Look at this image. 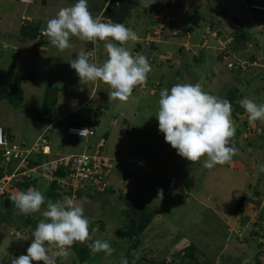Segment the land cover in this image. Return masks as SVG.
<instances>
[{"label":"rangeland","instance_id":"374dc122","mask_svg":"<svg viewBox=\"0 0 264 264\" xmlns=\"http://www.w3.org/2000/svg\"><path fill=\"white\" fill-rule=\"evenodd\" d=\"M102 1L88 0L94 17L100 16L97 6ZM147 1L151 2L139 0L123 24L139 36L138 41L125 46L133 55H145L151 71L144 84L135 86L132 95L120 101L109 100L110 88L102 81L80 83L70 67L69 61L81 50L90 54V62L102 64L107 59L104 42L92 44L73 37L72 47L61 52L45 35L39 34V40L21 35L22 25L29 20L41 33L48 19L76 0H0V90L10 92L15 86L23 94L17 105L0 101V126L9 129L10 140L3 129L4 137L9 147L30 148L38 135H48L52 153H33L48 168L52 159L88 151L87 144L94 150L104 139L109 189L88 187L81 198L66 196L83 203L89 228L95 223L89 229L91 240L107 241L113 248L111 255L100 252L87 264H126L132 255L133 264H146L149 258L161 259L189 243L197 245L195 254L208 264H255L259 250V258L264 260V121L243 128L248 114L245 110L238 113L232 119L236 154L231 165L208 169L203 166L206 157L192 164L165 142L155 114L160 90L176 83H199L205 92L222 99L234 89L236 101L247 97L264 103V65L259 55L264 49V26L248 10L250 1L264 4V0H173L180 4L176 13H155L162 0H155L154 8L145 7ZM240 27L253 39L231 49L233 33ZM252 55L255 61L250 60ZM75 106L79 108L74 114L57 119ZM46 107L52 109L51 119L45 116ZM71 117L88 122L96 135H69L66 130ZM32 172L36 190L47 200L48 174L41 175L42 168ZM13 188L9 194L17 192ZM119 193L155 210L142 235L128 238L119 234L128 223L127 206ZM241 196L245 202L237 211ZM2 202L0 195V211ZM15 213L0 214V264H11L13 258L26 255L30 246L4 226ZM98 223H103V230ZM228 239L233 243H226ZM72 255L69 252L68 258ZM64 261L58 257L56 264Z\"/></svg>","mask_w":264,"mask_h":264},{"label":"clouds","instance_id":"9594fccd","mask_svg":"<svg viewBox=\"0 0 264 264\" xmlns=\"http://www.w3.org/2000/svg\"><path fill=\"white\" fill-rule=\"evenodd\" d=\"M154 2L151 0L145 7ZM43 34L61 52L72 47L70 41L73 37L92 44L104 42L107 59L102 64L90 62V54L83 50L69 63L80 83L102 81L107 84L110 88L109 100L126 101L135 86L146 82L151 71V64L145 55H133L125 46L129 41L139 40L137 32L123 23L105 22L100 16L94 17L88 8V0H76L74 4L60 8L54 17L47 20ZM239 104L248 114L250 124L264 121V103L245 97ZM232 112L229 100L205 92L199 83H176L170 89L160 90L155 116L165 142L176 149L178 155L192 164L206 157L203 166L211 169L217 164L228 163L236 154L232 146L236 134ZM47 146L44 154L50 152ZM46 171L50 176V170L46 168ZM90 189L95 190V187ZM158 194L162 197V190H158ZM9 199L17 214L24 216L41 213L46 204L41 213L43 219L35 230L30 235L20 236V239L31 240L27 254L13 258L11 264H32L33 261L56 264L58 257L69 255V249L75 243L87 244L93 255L100 252L111 255L113 252L107 241L96 239L89 242L90 221L81 201L64 197L53 202L46 200L42 191L35 188L17 191Z\"/></svg>","mask_w":264,"mask_h":264},{"label":"trees","instance_id":"16d2710c","mask_svg":"<svg viewBox=\"0 0 264 264\" xmlns=\"http://www.w3.org/2000/svg\"><path fill=\"white\" fill-rule=\"evenodd\" d=\"M147 3H151L149 1H147ZM251 3H256L259 5H263L262 3H258V2H254V1H250L249 5ZM139 4V0H103L102 3L100 2L97 6V9L100 13V16L102 19H105L106 21H112V22H119V23H123L124 21H126V19L131 15V11L132 9H134L137 5ZM157 6V3H152L151 5H149L151 8H154V6ZM180 6L179 3L175 4L173 0H162V5L156 7L155 13H160L162 11H170L173 13L178 12V7ZM250 11L251 14H253V16L256 18L258 23L263 24L264 26V10H258V9H253L250 8L248 9ZM241 32H240V31ZM39 28L32 23V21H28V23H25L22 25V31H21V35L24 38H30V39H37L39 40ZM42 34H40L41 36ZM233 38H234V43L233 46L231 47V49H236L238 46H242L245 45L247 43V41L253 39L252 35L250 33H248L246 31L245 28L240 27L235 33H233ZM89 43V42H88ZM261 55V59H262V64L264 65V49L262 52H260ZM220 57V56H219ZM255 56H251L250 60L251 61H255ZM25 82V80H23ZM236 96L235 94V90L231 89L227 92V100L232 101L231 103H233L235 105V110L232 112L233 117L232 119H235L237 117L238 113H242L244 111V109L240 106L239 101H236V99L234 98ZM23 97L22 91L21 90H16V87H12L10 92H6L5 90H0V101L3 99H6L9 101L10 104L12 105H17L20 103L21 99ZM235 99V100H234ZM46 104V101L44 102ZM49 106V105H48ZM46 111H44V113H46L47 115H45L47 118L51 119L52 118V109L49 107H46L45 109ZM73 121H71L72 123ZM88 123V122H86ZM249 124V121H245L243 125V128H245V126H247ZM88 126L89 123H88ZM91 127V126H90ZM94 129V135H96V130L94 127H91ZM5 130V137H7V140H10V133H9V129L4 127L3 128ZM42 137L45 139L44 144L46 145H51V141H50V137L48 135H42ZM7 141V142H8ZM105 143V141H104ZM104 143L102 146H100V152L101 154H103L104 150ZM97 145V144H96ZM12 146V145H11ZM10 146V147H11ZM18 146V145H17ZM5 147H9L8 143L7 145L4 146H0V178L2 176H4L6 173L7 175L13 173L17 166L18 163L20 161V158H13L12 156H10L8 159H5L4 156V151H5ZM19 147V146H18ZM20 149H22L23 147H19ZM87 148L88 151L85 152H89L92 151L91 150V144H87ZM24 149V148H23ZM40 153L43 155H47L44 154L41 151H33L31 152L29 155H27L25 162L23 165H20L17 169L16 174H14V176L11 178L10 184L9 186L6 188V190H3L0 195L3 198V211H0V214L2 215L3 213H11L14 211H17V209L15 208L14 204L11 202V200L9 199L10 196L12 194H9V190L10 188L13 186L14 188L16 187L18 190L20 191H26L28 188H35L38 186L37 185V179L33 174V170H39V168H43L42 167V163L40 164V162H38L34 157H33V153ZM84 152V151H83ZM82 153V152H81ZM76 154H80V153H76ZM71 155V154H70ZM65 157V156H63ZM104 164V169H105V179L107 178L108 175V165L106 163V160H103ZM229 165H231L228 162ZM9 166V167H8ZM14 169V170H13ZM13 170V171H12ZM70 168L69 165H65V164H54L51 166L50 168V177L47 181V187L44 188L45 189V194L47 196V200L51 199L53 202H55L56 200H60L63 199L66 196H70L72 194L75 193V197L76 198H81L83 196V192L84 190L88 189V187H80L77 190H73V188L67 184L61 185L59 184V182L57 181V179H65L68 176V172H69ZM10 171V172H9ZM42 175V173H41ZM97 188H95V190H97ZM100 189V188H99ZM109 186H105L100 190H108ZM258 194V193H256ZM121 195V199H123L126 203L127 209L125 212H127V219H128V223L126 224L125 228L123 227L122 230H120V235L123 237H131V234L134 235H139V234H143L148 228V225L151 223V220L155 214V210L151 209L149 207H147L146 205L133 200L132 197H130L128 194L123 193L120 194ZM245 197L241 196L239 202H238V209L243 207V202H245ZM253 206L254 209L258 206L256 204ZM260 202H258L259 204ZM131 204V205H129ZM46 207V204L44 205ZM245 210V209H243ZM239 211L242 213V211ZM10 211V212H9ZM42 213V212H41ZM41 213H37V217L35 218L33 214L24 216V215H20L15 213V215H12L11 219L7 221V224L4 225L5 228H8L9 231L11 232L10 234L13 236H21L24 234L29 233L31 231H34L37 224L39 223V218L43 219L42 214ZM238 213H235V215H237ZM14 216V217H13ZM242 217V216H241ZM248 220L250 219L249 216ZM260 220L262 219V216H259ZM14 218V219H13ZM100 222V221H99ZM257 222H255L256 224ZM95 225L92 224L91 227H93ZM125 225V224H124ZM98 226L100 227V229L103 230V223L101 225ZM91 227L89 229H91ZM90 231V230H89ZM20 234V235H19ZM140 235V236H141ZM94 240H90L89 242H92ZM138 241V240H137ZM26 243L30 244L31 240H25ZM226 243H230L232 244L233 242H231V240H226ZM197 251V245L193 244V243H189L188 245H186L185 247H179L176 250H172L170 252H168L166 254L165 257L161 258V259H154V258H149V260H147L146 264H208L206 262H202V260H199L197 255L195 254ZM69 252H72L73 255L71 256V258L67 257H61L63 260L65 259L63 264H87L92 257L97 256L99 253L93 255L88 247L87 244H79V243H75L70 249ZM262 251L259 250L257 252V256H255V264H264V260H262L261 258H259V255H261ZM132 257V258H131ZM131 257H129V260H132L134 258V255H132ZM143 257H147L143 256ZM70 259V261L67 260ZM134 260V259H133ZM129 263L131 261H128ZM128 262L126 264H128ZM145 262V261H144ZM57 264H60V262H57Z\"/></svg>","mask_w":264,"mask_h":264},{"label":"built area","instance_id":"2783aa9c","mask_svg":"<svg viewBox=\"0 0 264 264\" xmlns=\"http://www.w3.org/2000/svg\"><path fill=\"white\" fill-rule=\"evenodd\" d=\"M250 8L264 10L263 5H259L256 3H251ZM43 34V32H41ZM84 131L82 135H80L81 131ZM67 133L73 136L79 137H91L94 135V129L88 126L86 123L80 122H70L67 125ZM43 134L39 135L35 141L31 144L30 148H22L20 149L17 145L13 144L11 147H5L4 156L5 159H8L10 156L13 158H20L18 166L15 171H17L20 165H23L27 155H29L33 151H42L45 152L48 150V146L44 144L45 139L42 137ZM103 139H101L94 150L89 152H82L80 154H71L65 157L59 158L56 162L59 164L69 165L68 176L65 179H57L59 184L64 185L67 184L73 188V190H77L80 187H95L102 189L107 186L105 181V169L104 155L100 152V146L103 145ZM6 145V140L3 134V128L0 126V146ZM13 172L9 175L5 174L0 178V182L2 183L1 192L6 189L11 181V178L16 174ZM73 195V194H72ZM75 196V193H74Z\"/></svg>","mask_w":264,"mask_h":264},{"label":"crops","instance_id":"0c3cea01","mask_svg":"<svg viewBox=\"0 0 264 264\" xmlns=\"http://www.w3.org/2000/svg\"><path fill=\"white\" fill-rule=\"evenodd\" d=\"M41 32H43L42 30H41ZM40 34H42V33H40ZM42 35H44V34H42ZM90 96H91V94H89L87 97H86V99H85V101H87L89 98H90ZM79 107H80V105H78ZM78 106H75L74 108H71L70 110H66L65 112H63V114L62 115H60V116H58L57 117V119H61L62 117H66V116H71L72 114H74L75 112H76V110L79 108ZM71 121H73V122H80V123H86L85 121H83V120H78V119H76V118H73V117H71V118H69V120H68V122L67 123H70ZM86 124H88V123H86ZM68 125V124H67ZM39 136V135H38ZM102 139V138H101ZM100 139V140H101ZM99 140V141H100ZM35 141V140H34ZM33 141V142H34ZM51 145L49 146V154H47V155H50L51 153H52V151H53V144L52 143H50ZM86 148H87V146H86ZM88 149V148H87ZM60 157H57V158H55V159H52L51 160V164L52 165H54L53 164V162L54 161H57L58 159H59ZM44 165V164H43ZM42 165V166H43ZM9 167V166H8ZM46 167L48 168V166H47V164H45L44 165V167L42 168V174L43 175H45V174H48V172L46 171ZM50 168L51 167H49L48 169L50 170ZM49 176V175H48ZM50 177V176H49ZM49 179V178H48ZM45 187H46V185H45ZM16 188V187H15ZM14 189V188H13ZM16 190L17 191H20V190H18L17 188H16ZM256 204H257V202H256ZM246 209V208H245ZM245 211V210H244ZM133 259L131 260V262L129 263L128 262V264H133Z\"/></svg>","mask_w":264,"mask_h":264},{"label":"water","instance_id":"95a60500","mask_svg":"<svg viewBox=\"0 0 264 264\" xmlns=\"http://www.w3.org/2000/svg\"><path fill=\"white\" fill-rule=\"evenodd\" d=\"M95 100L102 102L99 97L95 96Z\"/></svg>","mask_w":264,"mask_h":264},{"label":"bare ground","instance_id":"6f19581e","mask_svg":"<svg viewBox=\"0 0 264 264\" xmlns=\"http://www.w3.org/2000/svg\"><path fill=\"white\" fill-rule=\"evenodd\" d=\"M13 170H14V169H13ZM13 170H12V171H13ZM9 172H10V171H9ZM6 174H7V173H6Z\"/></svg>","mask_w":264,"mask_h":264}]
</instances>
